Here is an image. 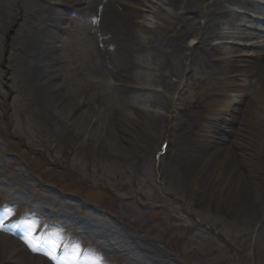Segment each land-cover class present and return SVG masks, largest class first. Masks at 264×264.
Returning <instances> with one entry per match:
<instances>
[{
	"label": "rangeland",
	"instance_id": "rangeland-1",
	"mask_svg": "<svg viewBox=\"0 0 264 264\" xmlns=\"http://www.w3.org/2000/svg\"><path fill=\"white\" fill-rule=\"evenodd\" d=\"M46 1L0 0V220L2 214L9 218L0 228L24 245L19 257L11 256L0 239V264H84L93 257L103 264H264V211L248 216L247 210L230 206L233 165L221 161L220 152L233 149L241 110L232 112L229 121L208 120L206 126L217 123L210 133L204 127L196 130L194 116L211 95L229 85H246L245 101L264 114L262 79L247 80L236 71L229 75L231 83L224 84L218 72L200 65L186 68L172 55L175 74L167 77L177 87H168L169 92L156 87L158 72L149 61L153 50L147 48L148 40H174L177 33L157 10L159 0H141L138 11L149 29L142 32L137 23L129 26L122 18L119 24L136 42L127 43L131 51L125 56L138 82L119 86L114 78L117 43L108 48L96 33V22L115 11L100 7L105 0H82L69 36L56 44L45 37L59 61L45 68L39 64L52 76V98L42 106L33 71L45 26L40 8ZM257 2L264 10V0ZM200 3L205 11V0ZM239 11L245 15L224 31L226 39L215 42L239 48L248 60L253 47L264 42V16ZM198 39L189 36L186 45L194 46ZM74 104L88 118L96 113L106 121L99 140L90 130L80 139L84 119H67ZM153 106L163 109L157 113ZM125 108L142 111L140 126L151 131L125 120ZM168 112L172 118L166 117ZM172 127L170 150L157 165L156 154ZM234 165L241 174L243 200L257 193L264 199V185L253 183L264 175V150L256 165L239 158ZM75 245L81 250L78 259ZM86 245L92 246L87 250ZM64 248L68 253L61 258Z\"/></svg>",
	"mask_w": 264,
	"mask_h": 264
},
{
	"label": "bare ground",
	"instance_id": "bare-ground-1",
	"mask_svg": "<svg viewBox=\"0 0 264 264\" xmlns=\"http://www.w3.org/2000/svg\"><path fill=\"white\" fill-rule=\"evenodd\" d=\"M71 1L70 5H73L75 10L78 11L82 4V0ZM158 2H160L161 7L157 10L163 12V14L171 20L177 35L174 37V40H148L147 48L149 47L150 50H153L152 58L149 59V61L152 64V68L158 72L156 76L158 81L155 82L156 87H161V90L165 92H169L168 87L172 89L177 87L174 83L171 86V82L168 81L167 77L168 74H175V70L171 67L172 64L170 63L172 55L179 57L182 61V65L186 68H193L194 66L200 65L207 72H218L223 76L224 84L229 85L231 83L233 77H229V75L234 74L236 71L241 72L240 75L245 76L247 80L251 77L259 76L264 84V42L253 47L254 55L248 60L244 59L239 48L232 47L229 50L224 43L215 42V40L218 39H226V33L224 31L232 28L236 21L245 15L244 12H240L239 10L245 12L256 11L257 13L259 12V15L264 16V10L259 6L257 0H205L206 5L205 7L203 6L205 11L201 10L202 4L200 0H159ZM67 3V0H47L40 8V15L43 18L45 26L42 27L41 31L43 36L40 41L41 44L39 43L40 47H38L35 53V61L38 64L33 71L35 76L33 79V86L37 100L42 106H44L46 99L52 98L53 91L48 87L52 76L49 74V71H43L41 69L45 68L47 64L50 66L51 64H55L56 61L57 63L59 61L58 56L56 58L54 55V49L45 41V37H51L53 39L52 43L56 44L58 40L65 36V30L71 18V16L63 17L67 9ZM106 3L107 5H105ZM116 4L119 5V7L113 6ZM140 5L141 0H105L103 4V6L111 7V10L115 11V13L111 12L112 14L102 21L104 28L101 42L108 48L114 47L117 43L115 52L118 53L117 65L119 67L118 71L114 74V78L117 84L124 88H129L131 85L133 86V84H137L138 82H136V78H134L133 74L130 72L133 67L130 58L125 56L131 51L127 43L133 42L136 44V42L132 41L134 39L131 37V31L121 27V25L119 27V24L123 21H120V18L124 19L129 26H131V22L137 23L139 30L142 32L148 30L149 26L142 20V16L138 11ZM194 14L203 18V22L196 20L193 16ZM158 25L159 24H155L154 26L158 27ZM109 27H111V31H114H110L109 33ZM193 35L199 36L198 42L194 46H187L185 42L186 39ZM126 38H129V41H127ZM229 53L234 54V58H229ZM39 64L42 65V68ZM243 67H247V70H236L238 68L242 69ZM134 81L136 83H134ZM245 90L246 85H242L238 89L230 85L228 87L225 86L221 94L211 95L208 100L203 103L202 108L194 113V116L196 117V130L200 132L204 127L206 128V132L210 133L217 124V121L221 119L229 121L230 119L228 118L231 116L232 112L241 110L238 133L232 143V146L234 145L233 149H224L220 154L223 164L224 162H232L233 165L228 175L230 183L228 185V191L231 194L229 204L233 208L236 207L247 210L246 215L251 216L255 214L258 209L259 211H264V207L262 206L264 200L263 194L257 193L247 202L243 200V190L240 184L242 178L240 177V172L237 170L235 171L236 165L234 164H236V158L252 166L257 164L258 157L264 150V114L256 106L254 107L251 102L245 101ZM66 105L69 107V103H66ZM239 106H242V108L240 109ZM153 107L157 113H159L158 109H163L159 106ZM82 109L83 108L80 107L79 104H74L72 107L70 106L67 119L73 123L84 119L83 122L86 129L84 134L80 136V139L84 140L90 130L91 135L94 136L96 140H99L100 136L105 133L106 121L104 119L102 120L96 113L88 118V113H86V111L81 112ZM124 112L123 118L125 120L133 121L140 126V115L142 111L136 108H125ZM166 117H168V119L172 118V112H168ZM208 120L216 122L213 126H206ZM144 127L149 132L151 131L150 127L143 125V128ZM143 128L140 126V129ZM123 129L125 131L127 130L125 127L122 128V131ZM128 131L135 134V132L129 128ZM174 131V127L168 131L166 140L169 142L170 135H172ZM169 150L170 148L168 146L165 155ZM221 172L222 171H220V173ZM253 183L254 185H264V175L259 176L257 180L254 179ZM21 197L22 196H20V198ZM0 239L11 256L17 255L19 257V255L24 252L23 244L19 239H12L1 230Z\"/></svg>",
	"mask_w": 264,
	"mask_h": 264
},
{
	"label": "snow or ice",
	"instance_id": "snow-or-ice-1",
	"mask_svg": "<svg viewBox=\"0 0 264 264\" xmlns=\"http://www.w3.org/2000/svg\"><path fill=\"white\" fill-rule=\"evenodd\" d=\"M53 247L55 248L56 245H53ZM80 251L81 250L79 249L78 245L73 246V253L76 255L77 259L79 258ZM72 264H75V262H72ZM84 264H103V262L100 258L93 257L90 260L85 261Z\"/></svg>",
	"mask_w": 264,
	"mask_h": 264
}]
</instances>
